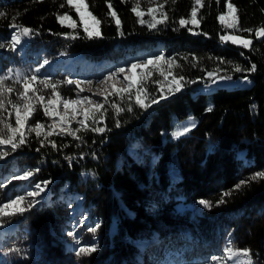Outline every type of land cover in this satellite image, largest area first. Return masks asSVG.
<instances>
[{
	"label": "trees",
	"instance_id": "obj_1",
	"mask_svg": "<svg viewBox=\"0 0 264 264\" xmlns=\"http://www.w3.org/2000/svg\"><path fill=\"white\" fill-rule=\"evenodd\" d=\"M228 1L238 20L237 28L229 30L251 36L248 48L220 40L228 28L217 17ZM108 3L120 20L119 32ZM135 3L85 0L101 32L88 38L85 22L65 0H0L5 14L0 16V44L5 45L0 47V75L12 70L6 83L13 89L22 90L13 83V71L19 69L38 77L33 84L40 89L37 95L52 92L39 83L47 78L61 82L58 93L74 97L76 86L63 81L92 78L82 64L123 66L154 52L174 61L170 78H184L179 92L169 91L173 82L164 87L156 77L149 80L152 74L138 78L127 93H107L103 115L95 113V121L90 118L74 136L55 130L46 138L48 116L43 102L37 104L28 122L40 121L41 135L28 127L25 143L15 150L0 145V152H7L0 158V204L18 195L27 199L36 183H49L32 208L0 225V264H216L213 257L225 264L229 240L235 249H249L253 264H264V179L249 180L264 171V38L255 34L264 25V0H203L197 6L199 24L183 27L179 21L191 19L193 0H140L143 24L131 11ZM161 4L167 19L150 28L154 21L147 9ZM161 11L154 13L157 19ZM64 13L71 21L61 25L56 16ZM73 22L75 27H69ZM12 24L33 30L15 51L7 46L17 31ZM58 54L62 60L55 59ZM252 65L254 72L248 71ZM209 72L247 75L250 82L200 89L199 83L210 80ZM141 86L147 108L136 104ZM9 96L15 102L16 92ZM0 120L14 123L11 105L0 110ZM95 123L104 131H94ZM185 127L190 131L175 135ZM25 171L33 175L12 179ZM242 180L249 182L234 190ZM225 192L231 194L217 203ZM201 200L212 206L204 207ZM81 208L86 218L77 221L73 213ZM96 225L95 233L88 231ZM83 245L97 250L77 257L75 249ZM10 248L22 251L9 253Z\"/></svg>",
	"mask_w": 264,
	"mask_h": 264
},
{
	"label": "snow or ice",
	"instance_id": "obj_2",
	"mask_svg": "<svg viewBox=\"0 0 264 264\" xmlns=\"http://www.w3.org/2000/svg\"><path fill=\"white\" fill-rule=\"evenodd\" d=\"M175 2V0H173ZM219 2V0H217ZM65 3L69 6V8H74L77 14L80 16L81 21L83 22L86 18L91 19L93 24L96 26L95 30L90 29L87 24L84 26V32L87 35L88 38L93 37H99L101 35V32L99 30L100 20L97 19L90 11H88V5L85 4V0H65ZM65 4H61L60 7L63 8ZM108 9H109V15L116 19V25L119 32V26H120V20L117 18V14L115 11H112V5L111 3H108ZM197 6H203V0H193V6L191 8V19H184L181 18L179 21V24L183 27L188 24L198 25L199 20L197 19V12L198 8ZM164 5L161 4L158 6V8H148L147 14L152 16L153 23L149 24L150 28L155 29L157 24L164 23L165 19H167L166 14H164L161 10L163 9ZM227 12L221 13L217 19L223 25L225 28L228 29H236L238 26V20L236 16V9L234 6L229 2L226 4ZM83 8V11L81 9ZM140 9V0H136V3L132 7L131 11L138 17L141 18L144 13L139 10ZM161 11V19H157L154 15L155 12ZM5 14L3 12H0V16H4ZM230 17V19H229ZM15 19V17L13 18ZM56 19L61 25L64 24L65 21H71V17L68 15V13H64L63 15H57ZM145 21L141 18L139 19V23L143 24ZM69 27H75V23H70L68 25ZM10 27L16 28L17 31L13 32L11 36V40L8 42V47L15 51L17 49V45L21 43V37L30 36L33 33L32 29H29L27 27L17 26L15 24L10 25ZM191 31V29H189ZM243 31L246 32H252L253 29H244ZM256 37L257 38H264V26L255 29ZM122 35V33H120ZM221 41H231L233 44H240L244 48H248L252 44V40L250 39H244L236 35H221L220 36ZM5 45L0 44V47H4ZM162 61H165V57L163 54L151 57L143 62L139 63H132L127 71H131L132 69H139V68H146L149 65L159 66ZM168 63L169 67H172L174 64V61L169 59L166 61ZM48 61L45 60L44 64H47ZM44 64H41L40 67L42 68ZM234 69L237 72L241 71V68L239 65H234ZM37 72H39V68L36 69ZM126 71L125 68H118L116 70V73H124ZM248 71H256V65H252ZM116 73H111L109 76H106L104 79L105 81L112 79ZM164 73L162 72L161 75ZM148 75H152L151 72L148 73ZM209 79H212L214 77L213 72H209L208 74ZM12 79V70L9 69L8 73L5 75H0V110H5V105H11L12 109L15 112V128H13L11 123H6L4 120H0V125H3V127H0V145H10L12 150H15L17 147L25 143V136H24V128L26 123L29 121L30 117H32L33 113L37 110V104L44 102L45 97L44 95H37V92L40 91V89H33V84L38 80V77L35 74L27 75V74H21L19 72L15 73V79L13 80V83L20 84L22 90L20 89H13V87H10L7 85V81ZM124 79L128 81L127 86L121 89H115L113 88V91H115L117 94L120 93H127L129 92L132 87L133 83L131 79L128 76H125ZM167 79V77H165ZM183 77H172V82L174 83L175 87L170 88V92H179L182 88V81ZM217 79H230V77H217ZM245 80L247 77L244 78ZM213 82H215L213 80ZM39 83L43 85L44 88H51L52 89V95L56 97V99L49 100L47 103H43V112L45 116L50 115H58L60 116L59 124L64 125L65 122L69 119V116L67 115L68 110L71 108V118H75L77 115V109L74 106L84 104L86 107L82 109L81 114L83 115V119L79 121L82 127H87V124H85V121L89 120L90 118L95 121V113H101V116L103 115L102 109L103 105L98 102H94L91 100L88 96L80 97L79 99H62L59 96V93L56 91L57 85L61 82H55L53 83L49 79L45 78L42 80H39ZM63 83L67 84H75L77 88H80L81 81H73V80H66L63 81ZM91 83V82H88ZM16 92V100L15 102L10 98L9 94ZM80 91L83 92V89L80 88ZM143 87H139L136 94V104H138L141 108H147L149 105L145 103V101L141 98L140 93L143 92ZM31 93V94H30ZM161 99H164L163 95L160 97ZM106 99V97H105ZM158 101L156 99L152 100V103L155 104ZM53 104H62L65 109V115H60L58 112H56L54 109L50 111V107ZM255 107V106H253ZM131 111V107L128 109ZM207 111H211V108L206 109ZM116 111L120 112L123 111L122 108L116 107ZM11 115V113H9ZM117 126H119V122H117ZM195 125H192L194 127ZM44 127L43 124L40 122H37L34 127H30L28 130L35 132L37 137L41 135V129ZM7 130V132L5 131ZM79 131V129H76L75 131L70 130L66 127H61L60 132L57 134H64L65 132L68 135H75V132ZM94 131L97 132H103V128H95ZM190 131V128L185 127L183 129V132H177L175 135H182L183 133H187ZM19 134L18 141L15 139L16 135ZM53 132H48L45 134V137L52 135ZM41 144H43V141H41ZM53 147H55V144H53ZM7 155V152H0V158H3ZM33 175L32 171H25L22 175H16L13 176L12 179L16 180H27ZM257 179H264V171L256 172L251 177H249V180H257ZM249 181L242 180L239 183H237L234 186V190H239L243 185L248 183ZM49 181H43L41 183H36L34 185L35 190L34 191H28L26 193L27 197H31L33 199L27 200L25 196L18 195L15 197V199H10L7 203L0 204V224L4 223V221L7 218H10L15 215L23 214L28 209L32 208L35 203V197L39 196L41 192L45 190V186ZM43 185V186H42ZM230 192H225L222 194L221 199L217 203H224V197H227L230 195ZM201 205H203L206 208H210L212 205L208 201L201 200L199 201ZM9 209H14L13 211H9ZM99 225H96V227H90L88 229L89 232L95 233ZM69 236H72L73 233L69 232ZM79 243V242H77ZM96 246L95 245H83L78 246L75 249V254L77 257H85L89 256L92 253L96 252ZM9 253H16L20 254L21 249L18 248H10ZM224 258L225 264H228V261H231V264H253L250 250L245 249H235L232 245L231 240H229L228 246L224 249ZM214 262H217L219 264V261L222 259L221 257H213L212 258Z\"/></svg>",
	"mask_w": 264,
	"mask_h": 264
},
{
	"label": "rangeland",
	"instance_id": "obj_3",
	"mask_svg": "<svg viewBox=\"0 0 264 264\" xmlns=\"http://www.w3.org/2000/svg\"><path fill=\"white\" fill-rule=\"evenodd\" d=\"M227 3H229V1ZM81 11H83V8L81 9ZM227 11L228 10L226 7L224 11L219 13V15L221 13H225ZM229 19H230V17H229ZM84 22H85V24H87L89 26L90 29L95 30L96 26L93 24V22L91 21L90 18H88L86 16ZM262 26H264V25L258 26L256 29H258ZM255 34H256V32H255ZM221 35H236V36H239L241 38L251 40V36H248V35L236 32V31H232L229 29L224 31ZM155 56H158V54L156 52L151 54V57H155ZM61 57H62V54H58L55 56V59L58 58V59L62 60ZM164 57H165V61H162L159 66L149 65L146 68L132 69L131 71H127V69L129 68V66L132 63L143 62L149 58L144 57V58H138V59L130 60L127 64H125L123 66H121L117 63H115V64H99L98 65L97 63L87 64V62H86V64L85 63L82 64L81 68L82 69L83 68L91 69L90 71H92V78L85 79V80H78L76 78L69 77V78L65 79V81L66 80L81 81L82 83L80 84V88L83 89V92H81L80 88H77V86L74 84L76 86L75 87V91L77 94L76 96L65 97V96L61 95L60 93H59V96L62 99H79L80 97L88 96L94 102L101 103L103 97H105L107 93L112 92L113 88L121 89V88H124L127 86L128 81H126L124 79L125 76H128L131 79L132 83L135 84L138 78L149 76L148 75L149 72H151L153 75H155V76H152L149 80L152 81L153 77H156L157 81H159L161 84H163L164 87L169 86V82H172V78H170L168 76V73H169L168 69L172 70L173 66L169 67L168 63L166 62L171 58L168 56H164ZM118 68H125L126 71L124 73H116V70ZM17 72L24 74L21 70L15 69L13 71L14 77H15V73H17ZM162 72L164 73L163 75H161ZM111 73H116V75L112 79L105 81L104 78L106 76H109ZM165 77H167V79H165ZM217 77H230V79H217ZM245 77H247L246 80L244 79ZM213 80L215 82H213ZM88 82H91V83H88ZM249 82H250V79L247 75L228 76L226 74L217 73L214 75V77L212 79H210L208 81V83L207 82H206V84L205 83H199V87H200V89H203V90H210V89L214 88L219 83L236 84V83H249ZM55 99H56V97H54L52 95V92H50L48 95L45 96V100L43 103H47L49 100L54 101ZM155 99H157V98H155ZM74 107H76V109H77V115L75 116L74 119L71 118V108H70L68 110V113H67V115L69 116V119L65 122L64 125L59 124L60 116H58V115L48 116V119H47L48 124H49V127L47 128L48 132L60 130L61 127H66V128H69L70 130H74L78 127H81V124L79 123V121L83 119V115L81 114V111H82V109H84L86 107V105L81 104V105H77ZM53 109L56 112H58L60 115H65V109H64L62 104H53L50 107V111H52ZM13 117H14V123L12 124V126H13V128H15V112H14V110H13ZM87 121H85V124L87 123ZM38 122H40V121H38ZM36 123L35 124H29V122H27L25 125V128H24V132H25L26 128L34 127L36 125ZM98 127H99V125L97 123L91 124L92 129H95ZM34 190H35V188L32 187V188L28 189L27 191H34ZM40 196H41V193L39 194V196L35 197V200H37ZM27 199L31 200L33 198L28 197ZM78 199H80V198H78ZM85 218H86V212L84 211L83 208L80 209L79 213L77 210L74 211L73 219L78 221V220H84Z\"/></svg>",
	"mask_w": 264,
	"mask_h": 264
}]
</instances>
